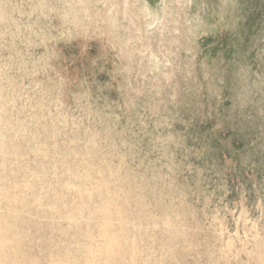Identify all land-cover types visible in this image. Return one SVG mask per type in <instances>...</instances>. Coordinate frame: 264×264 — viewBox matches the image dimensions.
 I'll list each match as a JSON object with an SVG mask.
<instances>
[{"label":"rangeland","instance_id":"obj_1","mask_svg":"<svg viewBox=\"0 0 264 264\" xmlns=\"http://www.w3.org/2000/svg\"><path fill=\"white\" fill-rule=\"evenodd\" d=\"M0 95V264H264V0H0Z\"/></svg>","mask_w":264,"mask_h":264},{"label":"bare ground","instance_id":"obj_2","mask_svg":"<svg viewBox=\"0 0 264 264\" xmlns=\"http://www.w3.org/2000/svg\"><path fill=\"white\" fill-rule=\"evenodd\" d=\"M0 100H1V95H0ZM4 113H5V111L0 107V156H2V157H6L5 154H4V148H5L4 140H5V136L3 134V131H4V129H3L4 128L3 127V115H4ZM1 166H2V164L0 163V167Z\"/></svg>","mask_w":264,"mask_h":264}]
</instances>
